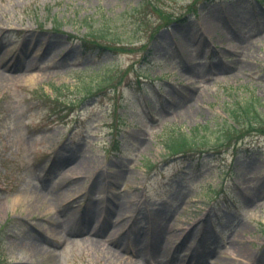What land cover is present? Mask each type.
Segmentation results:
<instances>
[{"label": "rangeland", "instance_id": "obj_1", "mask_svg": "<svg viewBox=\"0 0 264 264\" xmlns=\"http://www.w3.org/2000/svg\"><path fill=\"white\" fill-rule=\"evenodd\" d=\"M139 1L0 0V264H264V0Z\"/></svg>", "mask_w": 264, "mask_h": 264}, {"label": "trees", "instance_id": "obj_2", "mask_svg": "<svg viewBox=\"0 0 264 264\" xmlns=\"http://www.w3.org/2000/svg\"><path fill=\"white\" fill-rule=\"evenodd\" d=\"M153 0H140L139 3L133 6L134 9L144 7L146 3H152ZM181 16L177 18H170L169 20L174 21L180 19ZM89 33V34H88ZM86 35L88 38H84L86 44L91 45V47L100 48V49H112L111 46L105 43H101V40L105 38V34L101 30H91ZM102 85V84H101ZM100 88V86H99ZM93 90V89H92ZM232 114V123H226L223 125L222 135L219 137L220 143L223 141L230 140L235 133H238L244 127H256L258 125L257 121L259 112L257 106L254 102L252 105L241 106L240 108H233L231 110ZM201 142L196 138L188 135L187 133H181L177 136H174L171 140L167 142V150L169 154H185L191 149H195Z\"/></svg>", "mask_w": 264, "mask_h": 264}]
</instances>
